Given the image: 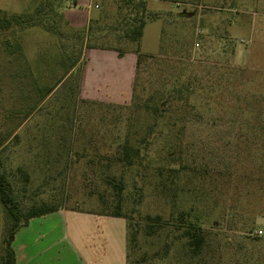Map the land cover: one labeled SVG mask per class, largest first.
I'll list each match as a JSON object with an SVG mask.
<instances>
[{
    "label": "rangeland",
    "instance_id": "374dc122",
    "mask_svg": "<svg viewBox=\"0 0 264 264\" xmlns=\"http://www.w3.org/2000/svg\"><path fill=\"white\" fill-rule=\"evenodd\" d=\"M96 1L101 33L80 49L63 19L67 4L0 0L8 15L40 21L0 33L1 118L32 115L0 158L15 192L25 189V208L64 210L50 222L66 235L53 258L129 264V253L140 264H264V0ZM142 1L147 24L132 91L120 103L83 99L86 45L136 51L125 31ZM64 53L81 56L71 75L59 63ZM33 78L45 87L62 80L39 110ZM21 81L29 86L10 89ZM177 86L183 91L170 97ZM168 98V112L155 118L153 108ZM1 126L4 136L13 133ZM127 139L141 152L132 166L119 161ZM112 176L124 188L122 217L113 216ZM158 215L164 227L149 235L147 216ZM129 222L138 230L133 252ZM188 222L206 238L197 258L184 246Z\"/></svg>",
    "mask_w": 264,
    "mask_h": 264
},
{
    "label": "crops",
    "instance_id": "0c3cea01",
    "mask_svg": "<svg viewBox=\"0 0 264 264\" xmlns=\"http://www.w3.org/2000/svg\"><path fill=\"white\" fill-rule=\"evenodd\" d=\"M99 9L100 5L96 0H77L76 5L67 4L62 11V15L65 24L70 29L74 31L86 30L88 39H96L101 31H98L95 27H98L99 23L104 20ZM0 10L7 11L1 8ZM119 50L98 46L85 48L79 82L80 94L83 99L120 103L127 98L135 81L138 57L136 51H124L125 54L121 57L119 56ZM38 62L40 66L44 67V56L40 57ZM32 84L33 88L39 92V94L37 93V104L35 106V110H39L46 102V98L43 97L45 86L43 84L41 86L38 80L32 82ZM25 86L29 85L21 81L16 83V86H11L10 89L21 92L25 89ZM10 96L12 97V95ZM30 117L24 120H21V118H0L1 125L8 122L12 127L10 130H13L11 135L5 136L6 141L3 148L0 149V154L4 152L8 141L17 137L23 127L29 124ZM15 123L16 126L14 127ZM39 134L40 132H38ZM58 213L64 215V210L59 209L56 212L33 218L27 226L22 227L17 232L13 242L16 264H61L60 260L56 262L52 252L63 239H66V235L61 230L56 232V229L50 226V222L53 221L51 218H54ZM3 231L4 210L0 200V245Z\"/></svg>",
    "mask_w": 264,
    "mask_h": 264
},
{
    "label": "trees",
    "instance_id": "16d2710c",
    "mask_svg": "<svg viewBox=\"0 0 264 264\" xmlns=\"http://www.w3.org/2000/svg\"><path fill=\"white\" fill-rule=\"evenodd\" d=\"M60 3H65L68 5H76L77 0H59ZM135 9L137 10L138 14L135 18H133L132 23H130L127 27V30L125 31V37L130 40L131 42L135 43L137 46L136 53H137V68L141 63L142 60V54L140 53V45H141V39L143 37L144 28L147 24L146 20V2L142 1L138 4L134 5ZM126 21V20H125ZM39 20L37 17H31L29 15H8L6 11L0 10V33L6 32L13 28H19V30H23L24 28L28 27H35L40 25ZM74 38L78 41H80V49L85 44V41L88 40V34L86 30H77L74 32ZM5 45L7 48H11L13 44H11L10 41H6ZM86 47H90L88 44ZM15 53H22L21 44L20 42H17L15 45V50L13 51ZM12 54H15L13 53ZM82 50H80V53ZM80 53L78 58H73L70 55H67L64 53L62 55V60L59 63L62 64H68L67 66V73L71 72L74 68L77 67L79 61H80ZM125 53L123 50H119V56H123ZM21 57L22 54H21ZM58 62V61H57ZM28 68V67H27ZM29 74L33 76V72L31 70H28ZM73 72L70 73V75ZM24 77H27V74H24ZM34 82L37 80L33 78ZM78 80L80 82V76L78 77ZM62 82L60 80L56 83L55 86L52 87H45V91L43 94L44 98H47L55 89L56 87ZM186 90V89H185ZM183 91V88H179L178 86L174 88L172 94L170 97H173V95H176V93H180ZM170 98L166 99L165 101H162L160 104H157L153 108V114L155 118H163V114L168 112L171 101ZM1 118V113H0ZM5 136L2 133L1 130V122H0V149L3 148L5 143ZM173 155V154H171ZM1 156V154H0ZM141 156V152L139 149H136L130 144V140H126V144L123 146L119 161L125 163L128 166H132L135 161V157ZM174 156V155H173ZM173 171V170H171ZM108 182L113 185V188L115 189L116 193V204H115V211L113 216L115 217H122L121 209H122V192H123V185L121 182L117 183L115 181V178L112 176L108 179ZM25 191L24 188H21L19 192H15L12 183L9 181L8 174H6V170L3 169L1 158H0V200L3 205L4 210V231L2 235V246H1V253H0V264H16V254L13 249V242L15 239V236L17 232L24 226H27L29 221L36 217H41L53 212L58 211L61 209L58 205H51L48 203H41V204H34L30 206L29 208L24 207L23 199L19 198L18 193H23ZM189 214L180 213L179 214V220L183 223L186 221V216ZM147 232L150 234L153 233V231L156 230V228H163V224L161 223L162 217L161 216H147ZM189 223V222H188ZM129 228V234H128V249H132V252L134 251L135 244L137 243V233L138 230L135 227V224L132 222L127 223ZM131 231V232H130ZM185 237L186 242H184V246L186 249H188V253L191 258H197L200 257L203 253L206 238L203 233V230L201 228V225L199 224H193L190 222L188 224V228L185 230ZM128 261L129 264H140L143 259L134 260L132 263V260H130V254L128 253Z\"/></svg>",
    "mask_w": 264,
    "mask_h": 264
}]
</instances>
